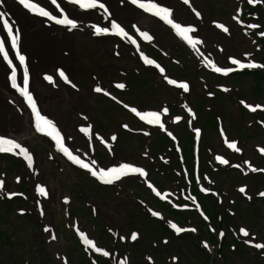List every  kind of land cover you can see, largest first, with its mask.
<instances>
[{
    "label": "rangeland",
    "instance_id": "374dc122",
    "mask_svg": "<svg viewBox=\"0 0 264 264\" xmlns=\"http://www.w3.org/2000/svg\"><path fill=\"white\" fill-rule=\"evenodd\" d=\"M241 1L196 0L195 2L208 21H224L232 27L231 29L234 32L231 34L218 35L214 38L216 43L224 46L226 53L238 57V55L244 52H249L254 59L261 60L263 59V51L255 40L257 39L256 32H259L260 29L264 30V17L261 13H257L258 16L253 22L262 25L261 28L257 29H249L242 22L237 23L231 15L234 14L239 19L240 14H242ZM237 9L240 10L239 13ZM244 17L250 16L244 14ZM93 18L95 20L99 19L95 15H93ZM119 20L126 26L130 23L123 18ZM185 22L194 24L195 18L191 15ZM149 26L158 27V24L152 22ZM161 33L164 36V39L160 40L162 47L168 48L172 46V49L169 50L172 53L171 58H176L180 63L166 60L163 54L161 55V59L166 60V65L170 71H175L178 76L188 78L191 81L192 93L186 96V99L189 101L193 100V106H195L196 110L206 111L207 103L200 104L196 102V98L200 96L198 94L202 93L201 90H203L205 82H201L202 80H200L203 73V78L207 79L208 77L209 80L210 88L206 91L218 93L219 96H222V101L219 102V105L223 109H221L220 114L223 119V127H226L230 134V139L240 137L246 132L245 137L240 138V142L238 141L239 148L243 151L242 155L239 156L241 172L244 171L246 172L245 174L250 173L248 168L245 167L243 160H251L256 166H264V157H259L254 148L255 146L264 147V124L260 126L256 122L257 117H264V113L256 111L255 119H252L247 114L242 115L239 112L237 98L233 102H230L220 93L218 87L214 86L221 82L230 86H239L242 98L250 102L257 101V103L264 104V80L259 78L261 81L256 80L253 86L252 74L246 72L237 75L234 79L229 77L218 80L211 73L209 75L206 74V77L204 72L196 66L198 65L197 60L192 55L198 54L193 48H188L182 44L178 46L179 42L171 34L165 31ZM77 37V58L74 63L79 69L75 70L73 77L75 82L84 91H92L98 85V80H100L104 86L112 88L110 96H112V92H120L119 95L128 101V103L134 102L137 105L143 104L145 107H157L161 103L166 102L170 106L174 104L173 107L175 108L181 102L179 97H182V94L179 95L176 90L173 91V89L168 88L155 73L141 67L140 63L131 53V50L127 47L122 46V55L117 56L113 52L116 42L111 39H95L96 35H91L83 30L77 33ZM155 54H158V52ZM216 54V58L219 59L220 63L226 65L225 56ZM241 59L246 60L247 58ZM182 64L183 66H181ZM255 68L260 70V68ZM255 68L251 69L256 70ZM259 72L264 73V71ZM125 74L130 75V78ZM119 81L126 83L130 90L114 87ZM231 90L234 92L235 87ZM103 96V94L91 92L81 104L76 103L80 117L75 115L70 125H85L88 124L89 119L92 122L94 131L96 130L106 137L115 135L117 139L115 148H106L98 140L94 142L97 158L106 164H117L124 160L129 163H140L146 170V177L143 179L140 176H131L121 182L114 181L111 184H102L87 171L77 170L73 167L75 165L69 160L62 159L60 152L56 149L50 137L46 135H33L32 139L34 143L32 149L40 155V159H37L39 168L50 189L55 190L57 197L46 201L47 206L41 212L39 207H37L33 195L30 184L31 171L27 167V163L17 155H14L17 157L15 160H10L0 155V174H2L0 175V181L3 182L2 186H0V196H6V193L9 192H24L25 195L23 197L20 195L11 197L9 199L11 203H9L8 207L0 203V230L4 231L6 235V238H4L2 236L3 232L0 231L1 264H78L80 261L85 262L82 258L85 256V253L89 257L93 256L97 259L102 258L107 260L106 256H103L102 253L94 251L93 246L96 247L95 244L103 250L116 251L118 254L119 250L120 253H126L124 255L125 259H128L127 253H129L132 260L139 257L141 262L142 260L145 261L142 254H139L141 247L147 249L146 252L148 253L146 256H150L149 253L151 254L152 252L154 258H157L160 263L165 259L166 264H173L172 256L177 258L174 261L177 262L185 260L187 256L192 257L196 252L198 254H208L207 251L196 248V245H199L202 249L200 243L202 245L204 240L206 242L208 240L213 242L211 237L206 234L207 228L205 226H195L198 230L197 234H187L188 231L184 227H181L184 229V231L179 232L182 237L174 239L175 235L168 232L163 233L159 225L146 224L138 219L154 218L160 219L163 222H166L169 218L172 220L180 219L167 211V208L174 202L172 201V193L174 194L172 190H177L179 186H174L176 179L172 171L173 167L169 169L163 165L168 161H174V158L170 160L167 155L170 148L158 147L152 136L144 137L140 134L124 132V129L118 125H123L122 122H130L132 118L126 116L118 105L110 102L109 96L107 98ZM217 106L218 104L215 105V108ZM239 119L243 121L242 124L238 122ZM260 119L263 120L264 118ZM207 120H211V115H207ZM229 121L237 122L242 129V133L239 128L229 125ZM134 127L132 126V128ZM180 127L182 126H178L175 130H178ZM28 129L31 131L30 127ZM204 130L201 145V150H205L204 154L207 155L208 152L211 159L213 152L223 153L229 156L230 160H233L232 154L226 152V148L222 145L216 131L213 129ZM180 132L183 133V130H180ZM154 134L158 133L152 132L151 135L154 136ZM169 146L171 145L169 144ZM82 148L86 149L85 147ZM142 154L146 155V157ZM159 154L162 155L160 158L158 157ZM210 165L213 166L214 170L210 171L207 168L205 171L206 173L209 171V179L212 182L210 184L206 181L204 182L209 186L215 187L218 191L217 197H221V201L216 200L215 197L209 198L208 196L206 198L207 201H210L215 207L216 212L217 210L219 212L227 208H230L227 209L229 211L234 210V204H231L234 199H236L234 203L237 205V210L235 209L236 212L232 215L234 220L229 223L230 218H225V224L228 225L229 223L230 226L232 225L233 231L225 232L220 239L217 237L215 239L221 241V244H223L225 238L231 239L234 237L233 234H235V237L245 246L246 243L243 239H247L248 237L246 238L241 234L239 229L246 225L251 229V233L255 235L256 240L264 244V234H260V227L264 226V199H259L258 194L260 190L264 189V180L257 177L258 179L252 183L253 187L250 188L248 186L247 190H245L244 194L246 198L239 199L235 191L236 185L234 186V183L239 182H234L232 179V175L238 172L230 169V163L226 164V167H229L228 169L226 167L221 169V167L216 166L219 165L218 163L216 165L211 163ZM17 177L20 178L18 181ZM148 178L153 179L158 185L160 195L154 194L144 184V181L147 182ZM17 182L21 184L20 188L23 191H19ZM181 193L179 191L177 194ZM62 197L68 198L67 202L63 199L64 204L61 202ZM156 197H160L161 201H158ZM21 209L25 212H21ZM194 210L193 208L190 209V214H187L188 221H191L193 224H195V218H197ZM37 211L41 214L38 215ZM47 211L51 218L55 241H48L47 236L49 233L45 232L43 228V223H45L44 213L46 215ZM153 211L159 215L152 216L151 213ZM110 218H113V220ZM145 222H147L146 219ZM35 223H38V226ZM219 225L221 226V222ZM80 231L85 234L86 239L92 240L93 246L85 245L82 242L78 235ZM130 231L139 235L137 234L135 240L130 239L131 244L124 239L127 243L121 245V237H129ZM186 234L187 236H184ZM199 238H202V241ZM150 242V247H148ZM152 242L157 247L154 250L151 249ZM53 243H56L55 248ZM72 243L76 246H73ZM193 243L195 251L190 252L188 245L193 247ZM133 244L135 245V250H133L135 254L132 251H128L132 249L131 246ZM252 248L254 250H251L254 253H258L264 259V249H256L253 246ZM228 251H222L225 254L227 262L233 261L238 264H252L253 262V260L246 258L250 257V255L247 256V253L251 254L247 247L243 253ZM55 252H58L62 258H56ZM199 256L200 258L203 257L200 254ZM44 259L48 263H44ZM137 263L130 260L129 264ZM145 263L147 264L146 261Z\"/></svg>",
    "mask_w": 264,
    "mask_h": 264
},
{
    "label": "bare ground",
    "instance_id": "6f19581e",
    "mask_svg": "<svg viewBox=\"0 0 264 264\" xmlns=\"http://www.w3.org/2000/svg\"><path fill=\"white\" fill-rule=\"evenodd\" d=\"M179 1L181 3H179ZM195 1L196 0H189V3L185 4L183 0H154V2L170 8L171 17L174 21L185 26L187 25L184 21L189 19L193 14L196 16L198 12ZM39 2L45 5L46 0H39ZM100 2L104 3L107 9L109 19L104 18V20L108 27H110L111 20L123 18L131 22L132 27L135 25L136 27L133 28L136 31L137 29L146 31L152 37L150 41H145L144 39H142V41L148 44L159 45V41L164 39L161 33L164 32V29L160 25L159 27L149 26L152 22L161 24V21L148 13H144L136 5H133L131 0H100ZM58 3H60L70 18L77 20L78 27L76 29L69 31L64 26L47 21L46 18L34 16L19 5L18 0H0V11L6 14L10 24L14 26V30L18 29L20 32L19 49L26 57V67L29 70L30 77L29 90L37 103L38 110L42 115L53 121L61 134L65 146L68 147L74 155H77L81 159H87L88 163L95 160V170L101 167L106 169L102 162L96 160L93 155L79 148V145L87 146L88 142H92V139L98 136L93 132L91 123L88 122V124L83 125L84 127H89V135L87 136L79 132L82 126L70 125L75 115L80 117L76 103L81 104L91 92L97 93L93 90L84 91L75 83L73 77L75 70L79 69L74 63L77 58V33L83 30L92 34L89 25L96 23L93 22L94 18L92 14L89 12L85 13L84 10H79L77 7L67 3V0H58ZM46 6L52 14L59 15L54 6L51 4H47ZM95 10L101 12L105 17L104 10L99 8L91 9V11ZM193 27L195 32L192 35H194V38L201 41V43L196 46V49L202 45L205 48L219 51L222 55L225 54L224 47L216 43L214 38L226 32L217 29L215 24L208 21L201 13L199 17L196 16V22ZM225 27L230 34L234 32L231 28ZM124 40L129 41L127 39ZM135 49L139 57L141 52L144 53L142 46L138 42L135 44ZM162 49L164 53H168L170 48ZM113 52L117 55H121V47L118 45L114 46ZM10 58L13 59L15 65H18V62L15 61L14 54L10 53ZM56 69L64 71L69 82L66 83L64 80H61L56 74ZM155 70L160 73L158 69L155 68ZM18 72L22 75L21 70L18 69ZM44 74L53 76L52 83L43 79ZM160 75L162 74L160 73ZM98 81V85L109 92L110 88L104 86L100 80ZM101 94L104 93L101 92ZM82 118H84V116H82ZM28 127H31L33 131H29ZM35 132L31 119V111L23 102V98L19 96L15 89L11 88L10 82L7 80L6 65L0 60V136L15 139L30 151L33 157V167L30 169V184L34 191L35 200L39 201V205H42L47 200L48 196L49 198H55V191L50 189L38 167L39 165L36 159H40V155L32 149L34 143L32 136ZM104 140L107 143L109 141L106 139ZM111 142L115 144L114 140H111ZM123 178L124 177H121L118 181H122ZM36 184L45 187L48 193L46 197H40L35 193ZM43 206L46 207V204ZM45 217L46 223L43 225L50 230L51 218L49 212H46Z\"/></svg>",
    "mask_w": 264,
    "mask_h": 264
},
{
    "label": "snow or ice",
    "instance_id": "6c2138e0",
    "mask_svg": "<svg viewBox=\"0 0 264 264\" xmlns=\"http://www.w3.org/2000/svg\"><path fill=\"white\" fill-rule=\"evenodd\" d=\"M185 4L189 3V0H183ZM249 4H258L260 0H247ZM67 3L77 7L79 10H91V9H102L104 10L105 19H109L107 14V9L105 8V4L100 2V0H67ZM133 5H136L139 9H141L144 13H148L151 16L158 18L159 21H162L165 25L170 26V28L175 32L176 36L181 38L184 42L187 43L193 49H196V46L201 43L199 39L194 38L192 35L195 32V29L191 25H182L179 22H175L174 19L171 17V9L165 6L160 5L154 0H131ZM18 4L21 5L24 9H26L29 13L33 14L34 16H39L42 18H46L47 21L54 22L56 25L64 26L69 31L76 29L78 27V23L76 19L70 18L68 14H66L65 10L62 8L58 0H46L45 5H42L39 0H18ZM47 4H51L54 6L55 10L59 13V15L52 14L51 11L48 10ZM195 11V10H194ZM239 9L237 12L239 13ZM196 16L199 17L200 13H196ZM233 20H236L237 23H240V20L237 16H233ZM215 27L220 29L224 32H227L228 29L222 23H216ZM89 27L92 30L94 35H101V34H113L117 37L122 39L129 40L133 45L136 44V40L130 36L125 29L117 23L115 20H111L110 27L99 26L98 24H90ZM135 28L136 26L133 25ZM251 29H257L259 26L256 24H249L247 26ZM138 35L144 39L145 41H150L152 37L146 31H140L137 29ZM260 37H264V31H260L257 33ZM0 60L6 65L7 69V80L10 82L11 88L15 89V91L19 94L20 97L23 98V102L27 105V108L31 111V119L33 122V126L35 131L38 133H42L51 138L54 142L56 149L63 153V155L71 161L73 164L78 165L81 169H86L94 178L98 181L106 184H111L114 181L119 180L121 177H124L128 174H138L140 177L145 175V172L142 168L134 167L129 163H120L118 166L107 167L106 169L101 167L98 170H95L94 166L96 165V161L93 160L91 163H86L83 159L79 158L77 155H74L72 151L68 147L65 146L64 142L62 141V137L60 132L57 130V127L54 125L53 121L46 116L42 115L41 112L37 108V103L33 98L32 93L29 90V70L26 67V57L23 55L19 49V39H20V32L18 29L14 30V26L10 24L6 14L0 11ZM10 46V47H9ZM10 53L14 54L15 61L18 62V65L13 63V59L10 58ZM199 55V52L197 53ZM247 55V54H246ZM140 59L146 65H153L156 69L160 71V73L164 74V69L160 67L159 64H156L154 60L149 59L145 56L142 52L140 53ZM232 65H235L237 69L243 68H255V67H264V65H257L251 60L247 63L241 61V59H236L229 57ZM211 64L213 70L217 73L228 74L232 72L234 69L231 67H217L215 64H212L211 61H208ZM18 69L22 71V75L18 72ZM56 74L59 76L61 80H64L66 83L69 82L65 72L61 69H56ZM43 79L52 83L53 76L44 74ZM163 79L167 82L168 85H174L179 89L187 92L189 91V86L187 83L178 82L176 79H170L167 75H163ZM22 81V82H18ZM117 88H124L125 85L122 83H118L115 85ZM93 91L97 93L103 92L104 95H109V92L105 91L101 86L97 85ZM211 95V93H209ZM115 99V97H112ZM244 105L245 108L254 111L255 108H261V105H256L255 108L253 106L246 104L244 101L240 102ZM125 108H128L130 112L134 113L135 116L139 117L141 121H145L148 125H158L161 129L164 128V125L161 123V115L168 111L167 108L161 109L160 111H138L135 107L129 108L127 104L124 105ZM175 120H180V117L177 116L174 118ZM124 127H127L126 125ZM79 132L82 133L84 136L89 135V127H80ZM194 132L197 134L199 133V129H194ZM147 134V133H145ZM171 135V133H169ZM223 135V132H221ZM101 143H104V140L101 139L99 136L96 137ZM115 135L111 137V139H115ZM107 147V145H105ZM229 148H233L236 151L239 149L236 147V142L233 141L228 144ZM264 151V149H261ZM0 153H14L17 156L23 157L24 161L27 163V167L32 169L33 167V157L28 149L22 146L19 142L15 139L6 138L4 136H0ZM220 164H227L228 161L222 159L221 157H215ZM247 164V161H244ZM238 167V166H237ZM253 171H257V169H252ZM2 175V174H0ZM17 181L20 179L19 177L16 178ZM2 181H0V186H2ZM149 188H152V185H148ZM155 191V189H153ZM239 191L244 192L245 189L241 187ZM35 193L40 197H46L48 193L46 192L45 187L41 186L40 184L35 185ZM8 198H11L16 195H20L18 193L9 192L6 193ZM157 195H160L157 192ZM260 196L264 197V192L259 193ZM163 198V197H161ZM65 202H67V197L64 198ZM37 206L39 207V201H37ZM23 212V210H20ZM152 216L159 215L157 212H152ZM169 226L175 230L176 233L184 231V229L177 227L176 224L169 222ZM48 231L47 227L44 229ZM191 231H195V229H191ZM240 233L243 234L245 237L249 236V233L245 231L244 228L239 229ZM82 242L85 245L93 246V242L90 239L85 238V234L80 231L78 232ZM222 235V233H221ZM137 234L133 232L131 234L130 239L135 240ZM54 239V237H52ZM121 239H124L121 237ZM246 244L251 243L249 239H245L244 241ZM207 247V245H205ZM254 247L256 249H264V244L255 243ZM93 249L97 253H102L103 256H108L109 253L103 251V249L99 247H94ZM173 260L176 258L173 257Z\"/></svg>",
    "mask_w": 264,
    "mask_h": 264
}]
</instances>
